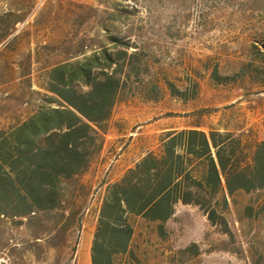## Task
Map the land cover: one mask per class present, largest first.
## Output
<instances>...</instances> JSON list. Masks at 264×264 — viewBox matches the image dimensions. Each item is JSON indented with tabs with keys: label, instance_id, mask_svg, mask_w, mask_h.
Instances as JSON below:
<instances>
[{
	"label": "rangeland",
	"instance_id": "1",
	"mask_svg": "<svg viewBox=\"0 0 264 264\" xmlns=\"http://www.w3.org/2000/svg\"><path fill=\"white\" fill-rule=\"evenodd\" d=\"M0 18V36L10 32L0 43L4 130L44 104L53 65L110 48L111 37L138 52L99 152L68 183L69 208L0 223V264H89L106 187L169 130L200 124L264 141V0H0ZM227 203L228 232L181 204L166 239L142 224L139 262L264 264V191Z\"/></svg>",
	"mask_w": 264,
	"mask_h": 264
},
{
	"label": "trees",
	"instance_id": "2",
	"mask_svg": "<svg viewBox=\"0 0 264 264\" xmlns=\"http://www.w3.org/2000/svg\"><path fill=\"white\" fill-rule=\"evenodd\" d=\"M9 35H1L0 43ZM110 41V48L53 65L44 104L0 129V223L69 208L68 183L89 169L129 74L137 69L138 52L128 44L118 48L117 38ZM257 51L264 61V51ZM200 127L165 132L156 152L148 151L106 187L90 264H141L136 239L142 224L154 225L155 237L166 239L178 204L197 207L228 232L218 206L226 208L237 192L264 191V141L250 145L242 135Z\"/></svg>",
	"mask_w": 264,
	"mask_h": 264
},
{
	"label": "crops",
	"instance_id": "3",
	"mask_svg": "<svg viewBox=\"0 0 264 264\" xmlns=\"http://www.w3.org/2000/svg\"><path fill=\"white\" fill-rule=\"evenodd\" d=\"M110 117H111V116H110ZM109 119H110V118H109ZM108 121H109V120H108ZM102 136H105V133H104ZM146 153H147V152H146ZM146 153H144V154H143L138 160H136L135 163L133 164V166L129 167L128 169H131L132 167H134V165H135L136 163H138V162H139V161L145 156ZM128 169H127V170H128ZM127 170H126V171H127ZM126 171H125V172H126ZM125 172L123 173V175L125 174ZM123 175H122V176H123ZM122 176L119 178V180L122 178ZM119 180H117V181H119ZM117 181H116V182H117ZM114 183H115V182H114ZM112 184H113V183H112ZM92 238H93V237H92ZM91 242H92V241H91ZM90 248H91V245H90ZM89 264H90V252H89Z\"/></svg>",
	"mask_w": 264,
	"mask_h": 264
}]
</instances>
